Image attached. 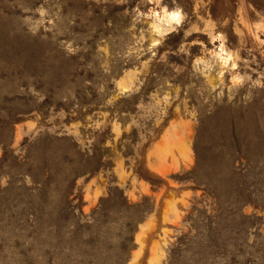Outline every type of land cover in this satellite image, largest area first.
<instances>
[{"label": "rangeland", "instance_id": "rangeland-1", "mask_svg": "<svg viewBox=\"0 0 264 264\" xmlns=\"http://www.w3.org/2000/svg\"><path fill=\"white\" fill-rule=\"evenodd\" d=\"M43 1L0 0V264H264V0Z\"/></svg>", "mask_w": 264, "mask_h": 264}, {"label": "trees", "instance_id": "trees-1", "mask_svg": "<svg viewBox=\"0 0 264 264\" xmlns=\"http://www.w3.org/2000/svg\"><path fill=\"white\" fill-rule=\"evenodd\" d=\"M26 5L35 8L38 7L44 2L43 0H22Z\"/></svg>", "mask_w": 264, "mask_h": 264}, {"label": "bare ground", "instance_id": "bare-ground-1", "mask_svg": "<svg viewBox=\"0 0 264 264\" xmlns=\"http://www.w3.org/2000/svg\"><path fill=\"white\" fill-rule=\"evenodd\" d=\"M173 20H175V21H178L179 20L178 14H174Z\"/></svg>", "mask_w": 264, "mask_h": 264}]
</instances>
